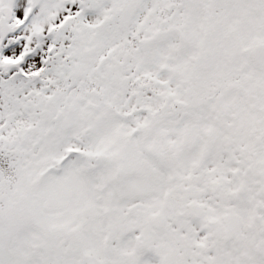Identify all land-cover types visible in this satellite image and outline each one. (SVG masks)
<instances>
[{"label": "snow or ice", "instance_id": "obj_1", "mask_svg": "<svg viewBox=\"0 0 264 264\" xmlns=\"http://www.w3.org/2000/svg\"><path fill=\"white\" fill-rule=\"evenodd\" d=\"M0 264H264V0H0Z\"/></svg>", "mask_w": 264, "mask_h": 264}]
</instances>
